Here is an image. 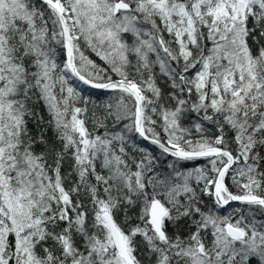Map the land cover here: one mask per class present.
<instances>
[{
	"label": "snow or ice",
	"instance_id": "snow-or-ice-1",
	"mask_svg": "<svg viewBox=\"0 0 264 264\" xmlns=\"http://www.w3.org/2000/svg\"><path fill=\"white\" fill-rule=\"evenodd\" d=\"M0 264H264V0H0Z\"/></svg>",
	"mask_w": 264,
	"mask_h": 264
},
{
	"label": "trees",
	"instance_id": "trees-1",
	"mask_svg": "<svg viewBox=\"0 0 264 264\" xmlns=\"http://www.w3.org/2000/svg\"><path fill=\"white\" fill-rule=\"evenodd\" d=\"M79 90L82 91L83 95L88 96L92 101H94L96 103H104V102H106L109 99V95H110L108 92H90V91H86V90H83V89H79ZM148 148L151 149L152 147H148ZM163 159L164 158L161 157V160H163ZM193 163H195V162H193Z\"/></svg>",
	"mask_w": 264,
	"mask_h": 264
},
{
	"label": "water",
	"instance_id": "water-1",
	"mask_svg": "<svg viewBox=\"0 0 264 264\" xmlns=\"http://www.w3.org/2000/svg\"><path fill=\"white\" fill-rule=\"evenodd\" d=\"M72 83H74L79 89H83V90H86V91H90V92H107L105 90L92 89L89 86H86V85H83V84L79 83L78 81H74L73 80ZM146 146L154 147V146H151V145H146Z\"/></svg>",
	"mask_w": 264,
	"mask_h": 264
}]
</instances>
